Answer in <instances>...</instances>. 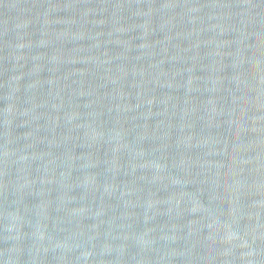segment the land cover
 I'll list each match as a JSON object with an SVG mask.
<instances>
[{"label":"water","instance_id":"95a60500","mask_svg":"<svg viewBox=\"0 0 264 264\" xmlns=\"http://www.w3.org/2000/svg\"><path fill=\"white\" fill-rule=\"evenodd\" d=\"M0 264H264V0H0Z\"/></svg>","mask_w":264,"mask_h":264}]
</instances>
